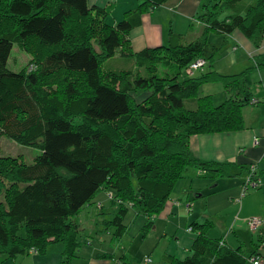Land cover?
Masks as SVG:
<instances>
[{"label": "trees", "instance_id": "16d2710c", "mask_svg": "<svg viewBox=\"0 0 264 264\" xmlns=\"http://www.w3.org/2000/svg\"><path fill=\"white\" fill-rule=\"evenodd\" d=\"M168 1L142 0L135 17L114 22L109 7L89 0H0V138L42 150L26 163L0 149V264L46 254L53 243L64 244L60 264H74L82 246L74 217L104 187L115 191L118 210L105 222L120 239L131 207L148 217L151 229L188 168L204 177L230 176L226 162L198 157L189 139L246 128L244 107L258 102L247 77L264 70V55L240 72L222 74L213 69L221 46L209 36L239 30L258 46L264 0H206L195 17L202 24L195 40L170 30L167 44L135 51L130 35L139 17ZM15 44L31 56L20 71L8 66ZM117 55L131 58L135 70L105 68ZM198 60L204 64L190 73ZM217 82L226 94L221 103L210 93L199 96L203 85ZM136 92L147 95L139 102ZM186 99L196 106L186 107ZM252 164L260 188L262 170ZM251 173L250 164L245 194ZM211 225L191 223V254L167 255L164 264H253L252 257L264 264L256 250L246 256L243 246L208 236Z\"/></svg>", "mask_w": 264, "mask_h": 264}, {"label": "crops", "instance_id": "0c3cea01", "mask_svg": "<svg viewBox=\"0 0 264 264\" xmlns=\"http://www.w3.org/2000/svg\"><path fill=\"white\" fill-rule=\"evenodd\" d=\"M205 1L206 0H169L164 6L159 7L153 12H143L139 17L137 25L131 31L130 38L133 49L135 51H140L148 47L167 44L170 30L182 34L185 40H195L200 35L202 30L201 23L195 19V17L199 13L202 3ZM141 2L142 0H89L90 5L109 7L111 10L110 18L114 22L123 19L125 16H130L133 13V10L136 9ZM130 10H132L130 14H125ZM135 15V13L132 14L134 17ZM222 36L228 38V42L231 44L229 47L230 52L228 53L232 57L230 66H234V68L238 69L239 72L251 65H254L259 58L264 55V39H261L259 41V45L256 46L253 41L248 39L241 32L235 31L231 35L227 34ZM235 45H237V49L232 48V46ZM247 81L253 98L258 100V102L244 107L246 128L240 131L224 133L197 134L191 136L189 140L191 149L198 157L205 160L226 162L227 173L230 174V177H234L232 179L237 178L238 183L242 182V191L248 167L254 162L259 163L260 171L262 170V186L260 188H256V192L253 195L245 198L259 200L255 198L254 195L264 190V70L256 69L250 72L247 77ZM194 106H196V102L194 103ZM256 137L259 138V143H255L254 140ZM233 168H235V172L230 171V169L232 170ZM187 172H189V183L184 185L183 192H185L188 201L191 192L199 189L198 187L193 189L192 186L194 179L204 177V175H200L199 170L192 167L188 168L186 173ZM232 173H235L237 177L235 178V176H232ZM194 176L197 177L194 178ZM212 181H214L213 178L210 179V183ZM188 185L189 188H187ZM208 185L209 183L207 181L202 183L200 188H203V190L200 191V194L195 192L196 196L202 197L203 191L207 189ZM171 198L169 207L165 209L164 215L159 216L160 221L158 224L160 227L159 225H155L156 221H154V224L151 227H154L155 229L156 226L159 227L160 230H163L161 232L163 235L161 240L171 234V231L173 232L170 237L173 240L169 241L170 244L168 245V248H164L159 264H164V258L167 255L176 256L180 259L190 255L191 245L196 235L194 231L189 232L187 230L191 223H188L182 230L176 225V223H174L172 220L174 216L171 215H173L172 212L176 210L177 205H180V202L178 197L176 200ZM200 205L204 209L203 201ZM187 207L189 210V217H194L195 213L193 211L192 204L188 203ZM201 207L199 208L198 215H200ZM177 209L179 211H181L180 209L183 210L182 206L177 207ZM83 210L77 215V217L81 215ZM135 210L138 214H141L140 211L137 209ZM202 212L204 213L201 214L206 216V212ZM198 218L200 217H196L192 221L201 223ZM235 222L236 217L235 219H231L229 221V225L223 222L220 225V229L217 230L219 232L218 237L212 235L211 229L213 228H210V230L208 229L207 234L212 238L224 237L227 244L232 247L236 248L243 246V240L247 243L251 240V238L246 239L247 237H245V239H243L240 235V229L234 228ZM213 226L216 228L214 224ZM245 229L246 231L244 230V232L246 234L247 230H249L246 224ZM97 236L102 238V234H98ZM257 236L259 241H264V225L260 229L259 233H257ZM96 237L92 241L87 242V244L92 247L90 248L91 251L88 255L92 257L91 262H94L93 264H98L100 262L97 256L100 254L99 251L103 250V247H100L103 243H99L96 246L94 245ZM257 246L258 248L252 251L256 250L260 254V260H263L262 262H264V246ZM83 248L84 246H81L78 249V257L74 259V263L76 259L81 258V255L85 253L86 249L84 250ZM63 250L64 244L53 243L49 246L46 254L30 252L29 254L19 255L14 259H8L4 264H60ZM125 257L126 255L124 254V260ZM122 263L126 264V261H123Z\"/></svg>", "mask_w": 264, "mask_h": 264}, {"label": "rangeland", "instance_id": "374dc122", "mask_svg": "<svg viewBox=\"0 0 264 264\" xmlns=\"http://www.w3.org/2000/svg\"><path fill=\"white\" fill-rule=\"evenodd\" d=\"M237 32L240 31L238 30ZM209 37L213 45L221 46V48L217 49L213 69L222 74L239 72L234 66H230L232 57L228 54L231 45L230 42H228L229 39L214 32H211ZM30 59L31 56L26 51L19 49L15 44L8 66L14 71H20ZM104 66L107 69L114 70H135V67H133L135 66V63L132 59L120 55L106 61ZM205 69H209L208 66ZM183 74L181 77H184ZM209 93L213 95L216 104L221 103L225 99V92L221 83L217 82L203 85L199 91V96ZM133 95L140 102L147 93L136 92ZM194 103L195 99L185 100V106L188 108H194ZM0 149L2 154L19 156L26 163H33L36 157L42 153V150L37 146L24 145L6 136L0 138ZM235 168L232 170L230 169V171L235 172ZM231 175L235 176V178L237 177L235 173H232ZM208 176L200 178H195L197 176H194L195 179L192 187L193 189L196 187L199 189L191 192L188 201L185 192H183V187L186 183H189V172L185 173V175L178 181L171 195V199L176 200L178 197L180 205H177V207L182 206L183 210L180 209L181 211H179L176 207V210L172 212L173 215H171L174 216L172 220L182 230L188 223H193V219L200 217L198 219L201 223L213 222L216 228L211 225V228H213L211 229L212 235L218 237L219 232L217 230L220 229V225L223 222L229 225V221L236 217L234 228L240 229V235L243 239H245V237H247L246 239L251 238L247 243L243 240V250L246 256H249L252 250L258 248L257 245H261V241H259L257 236L258 231L253 232L247 230L245 234V222L248 217L252 216L264 218V190L254 195V197L259 200H253V198L245 199L253 195L256 192V189L250 188L245 196L241 197L242 182L238 183L237 178L232 179L234 177H222L212 174H209ZM211 178H213L214 181L210 183ZM206 181L209 183L207 189L203 191L202 197H197L195 192L200 194V191L203 190V188H200L201 184ZM187 188H189V185ZM114 195V190L105 187L102 188L90 205L83 210L81 215L79 217L75 216L74 221L79 225L78 239L81 240L82 246H84L83 249H86V251L81 255V258L76 259L74 264L94 263L91 262L92 257L88 255L91 251L90 248L92 247H90L87 242L92 241L98 234H102V238L97 236L94 245L96 246L99 243H103V245L100 246L103 247V250L99 251L101 255L97 256L100 264H123V261H126V264H159L164 248H168V245L170 244L169 241L173 240L170 238L173 232L171 231V234L161 240L163 238L161 233L163 230H160L159 228V216L154 218V221H156L155 225H159V227L155 226V229L154 227L148 229V217L143 213L138 214L135 208L131 207L125 220V224L128 226L126 235L122 236L120 239L115 238V228L108 227L105 222L112 220L118 210L117 205L112 203ZM239 199L240 201H238ZM202 201L204 202V209L200 205ZM188 203L192 204L195 218L189 217ZM200 207V215H198ZM202 211L206 212V216L201 214L204 213ZM161 215H164V212ZM176 229L178 230L177 227ZM208 229L210 230V228ZM124 254L126 255L125 260L123 258ZM149 258L151 259L150 261L148 260ZM247 264L250 263L248 262Z\"/></svg>", "mask_w": 264, "mask_h": 264}, {"label": "built area", "instance_id": "2783aa9c", "mask_svg": "<svg viewBox=\"0 0 264 264\" xmlns=\"http://www.w3.org/2000/svg\"><path fill=\"white\" fill-rule=\"evenodd\" d=\"M204 64L203 60H198L195 63L192 64L189 68V72L192 73L194 69L199 68ZM251 170L252 173L251 175H248L246 182H245V187L244 189H250L256 188L260 185V179L257 177V166L256 164H251ZM246 191H243V194H245ZM263 223V218L259 216H252L247 218V226L250 230H255L257 229L260 225ZM193 229L191 227L188 228V231H192ZM149 261L151 260L150 258L148 259ZM251 262L253 264H262L258 258L252 257Z\"/></svg>", "mask_w": 264, "mask_h": 264}]
</instances>
